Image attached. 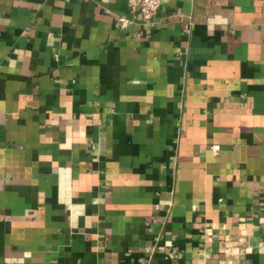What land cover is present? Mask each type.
I'll return each instance as SVG.
<instances>
[{"label": "crops", "instance_id": "crops-1", "mask_svg": "<svg viewBox=\"0 0 264 264\" xmlns=\"http://www.w3.org/2000/svg\"><path fill=\"white\" fill-rule=\"evenodd\" d=\"M0 264H264V0H0Z\"/></svg>", "mask_w": 264, "mask_h": 264}, {"label": "built area", "instance_id": "built-area-1", "mask_svg": "<svg viewBox=\"0 0 264 264\" xmlns=\"http://www.w3.org/2000/svg\"><path fill=\"white\" fill-rule=\"evenodd\" d=\"M129 11L139 13L141 21L144 23H152V19L155 16L161 0H126ZM119 23L121 25H127L130 20L124 17L119 18ZM219 146H213L212 151H217Z\"/></svg>", "mask_w": 264, "mask_h": 264}]
</instances>
